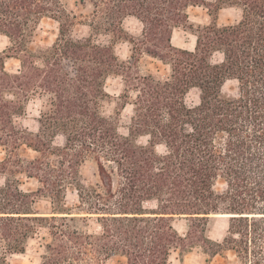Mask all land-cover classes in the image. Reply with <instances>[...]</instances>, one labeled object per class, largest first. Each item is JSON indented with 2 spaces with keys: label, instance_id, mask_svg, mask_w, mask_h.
Listing matches in <instances>:
<instances>
[{
  "label": "trees",
  "instance_id": "obj_1",
  "mask_svg": "<svg viewBox=\"0 0 264 264\" xmlns=\"http://www.w3.org/2000/svg\"><path fill=\"white\" fill-rule=\"evenodd\" d=\"M79 3L92 7L83 22L68 0H0V33L13 42L0 52V145L7 150L0 161V264H11L32 240L43 248L39 264H105L114 257L170 264L174 252L183 258L195 248L264 264V0ZM195 6L208 9L207 23L191 18ZM224 8L239 18L220 24ZM131 17L141 23L138 37L124 26ZM43 18L58 22V35L33 51L28 43ZM80 22L90 27L88 36L73 35ZM176 30L196 37L195 47L174 44ZM103 32L107 44L95 40ZM118 41L132 44L129 59L117 54ZM144 54L167 65L168 74L142 72ZM12 58L20 61L16 70L6 67ZM112 75L123 87L117 109L108 112ZM228 79L238 82L237 96L223 93ZM5 93L16 99L4 100ZM45 93L55 98L37 117L38 131L14 125L30 97ZM126 107L127 136L120 126ZM24 145L38 156L23 158ZM87 162L95 167L90 184L82 179ZM19 174L38 187L24 189ZM71 186L77 202L68 205ZM40 198L50 201V212L39 211ZM215 214L231 215L220 242L208 234ZM178 219L187 221L184 231Z\"/></svg>",
  "mask_w": 264,
  "mask_h": 264
},
{
  "label": "rangeland",
  "instance_id": "obj_2",
  "mask_svg": "<svg viewBox=\"0 0 264 264\" xmlns=\"http://www.w3.org/2000/svg\"><path fill=\"white\" fill-rule=\"evenodd\" d=\"M78 1V3H76ZM213 1V0H210ZM70 7L78 13V21H85L89 19L92 7L89 4H80V0H68ZM239 11L234 8H224L219 13V23H231L235 22L239 15ZM191 18L198 23H207L209 21L208 9L202 6H195L189 9ZM77 23L73 29L74 36H88L91 32L90 27L83 23ZM124 26L131 35L138 37L141 33V23L135 18H127L124 21ZM59 31L58 22L51 18H43L39 24L33 30L28 47L33 51H38L42 48L50 46L56 39ZM1 34V33H0ZM6 36V35H4ZM8 37V36H6ZM9 38V37H8ZM10 40V46L13 42ZM95 40L100 43L107 44L110 42L111 37L106 33H99L95 35ZM191 40V35L180 30H176L173 42L176 45L186 44L190 42L188 48H194L193 46L196 37ZM196 44V43H195ZM116 52L122 60H127L132 54V44L128 41H118L116 43ZM20 61L12 58L6 62V67L10 70H16L19 68ZM139 68L142 72L153 71L157 75L165 76L169 72V67L164 65L161 61L154 59L146 54L142 55L139 60ZM123 87L122 78L117 76H110L106 81V89L110 94V98L106 102V109L108 112H114L117 109L119 94ZM239 93L238 82L234 79H228L223 86V93L233 96L232 93ZM197 91L194 90L189 95V100L197 99ZM130 107H126L122 110L120 115L121 129L127 131V126L130 122L131 113L128 112ZM25 113V112H24ZM24 115V114H23ZM22 115V116H23ZM37 122V118H36ZM38 125V122H37ZM57 141V140H56ZM19 154L23 158H35L38 156V152L26 147L25 145L18 150ZM0 161H2L6 155L7 150L0 145ZM95 167L92 163L87 162L82 167V179L85 184H90L95 180ZM19 178L22 181V187L24 189H36L38 182L34 178H28L25 174H19ZM4 174L0 173V179L3 180ZM224 184L220 182L217 188L223 189ZM66 202L68 205H73L77 202V194L74 186H71L67 191ZM37 208L41 212H50L51 203L46 198H40L37 202ZM186 220L178 219L176 225L184 231L186 228ZM229 217H212L208 223V234L215 241H222L228 230ZM43 248L38 240H32L29 244L27 251L24 254L15 255L11 259V264H39ZM105 264H126V260L123 257H114L109 259ZM170 264H240L236 254L233 251H223L216 255H209L205 253L201 248H195L190 253L186 254L183 258L179 255V252H174L170 258Z\"/></svg>",
  "mask_w": 264,
  "mask_h": 264
},
{
  "label": "clouds",
  "instance_id": "obj_3",
  "mask_svg": "<svg viewBox=\"0 0 264 264\" xmlns=\"http://www.w3.org/2000/svg\"><path fill=\"white\" fill-rule=\"evenodd\" d=\"M240 13L238 12L237 15H239ZM10 40L8 37L4 36L3 34H0V52H2L4 49H6L7 47L10 46ZM221 59H223V55H221ZM38 65H40V62H37ZM42 66V65H40ZM233 96H237L238 93L237 92H233L232 93ZM54 94L52 93H45L42 96L39 95H33L30 97V99L28 100V102L25 105V113L23 116H19V115H13V123L14 125H16L17 127L20 128H24L27 129L31 132H37L38 131V125L36 122V118L41 116L42 113L44 111H48L51 107L52 104L50 103L51 100H53ZM16 99L14 94L11 93H5L4 94V100L6 101H14ZM128 112L131 113L132 112V108L128 109ZM168 117L165 116V122L168 121ZM191 130V129H189ZM121 131L123 132V134L125 136H127V132L124 131L123 129H121ZM64 140V137L61 136L57 139L56 143H62ZM139 144H144L145 140L144 139H140L138 141ZM159 152L160 153H164L165 152V148L163 146H161L159 148ZM0 155H2V153H0ZM3 183V180L0 179V184Z\"/></svg>",
  "mask_w": 264,
  "mask_h": 264
},
{
  "label": "bare ground",
  "instance_id": "obj_4",
  "mask_svg": "<svg viewBox=\"0 0 264 264\" xmlns=\"http://www.w3.org/2000/svg\"><path fill=\"white\" fill-rule=\"evenodd\" d=\"M193 46H195V41H194V43H193ZM191 48V47H190ZM192 49V48H191ZM214 217H230V215L229 214H215V215H213Z\"/></svg>",
  "mask_w": 264,
  "mask_h": 264
},
{
  "label": "crops",
  "instance_id": "obj_5",
  "mask_svg": "<svg viewBox=\"0 0 264 264\" xmlns=\"http://www.w3.org/2000/svg\"><path fill=\"white\" fill-rule=\"evenodd\" d=\"M222 10V9H221Z\"/></svg>",
  "mask_w": 264,
  "mask_h": 264
},
{
  "label": "water",
  "instance_id": "obj_6",
  "mask_svg": "<svg viewBox=\"0 0 264 264\" xmlns=\"http://www.w3.org/2000/svg\"><path fill=\"white\" fill-rule=\"evenodd\" d=\"M231 216V215H230Z\"/></svg>",
  "mask_w": 264,
  "mask_h": 264
}]
</instances>
